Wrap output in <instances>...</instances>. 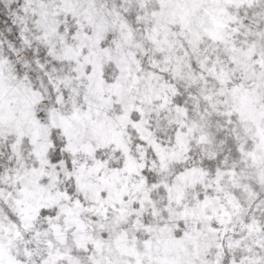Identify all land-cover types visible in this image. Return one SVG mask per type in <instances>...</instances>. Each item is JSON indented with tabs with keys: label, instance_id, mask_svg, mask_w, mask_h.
Wrapping results in <instances>:
<instances>
[{
	"label": "snow or ice",
	"instance_id": "6c2138e0",
	"mask_svg": "<svg viewBox=\"0 0 264 264\" xmlns=\"http://www.w3.org/2000/svg\"><path fill=\"white\" fill-rule=\"evenodd\" d=\"M0 264H264V0H0Z\"/></svg>",
	"mask_w": 264,
	"mask_h": 264
}]
</instances>
